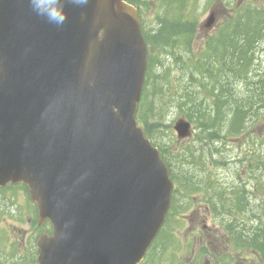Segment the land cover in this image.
<instances>
[{"label": "water", "instance_id": "95a60500", "mask_svg": "<svg viewBox=\"0 0 264 264\" xmlns=\"http://www.w3.org/2000/svg\"><path fill=\"white\" fill-rule=\"evenodd\" d=\"M146 64L125 0L70 7L62 28L0 0V188L24 184L50 221L38 264H139L163 225L172 182L136 121Z\"/></svg>", "mask_w": 264, "mask_h": 264}, {"label": "trees", "instance_id": "16d2710c", "mask_svg": "<svg viewBox=\"0 0 264 264\" xmlns=\"http://www.w3.org/2000/svg\"><path fill=\"white\" fill-rule=\"evenodd\" d=\"M135 4L148 48L137 122L158 147L176 184L175 192H182L185 201L190 200L192 194L201 196L211 217L219 221L222 232L230 236L234 248L255 252L260 264H264V159L256 155L257 152L247 151L239 160L246 177L235 176L242 183L214 185L209 180L208 170L210 165H223L218 157L221 152L212 148L205 154L202 148L247 132L252 109L237 97L234 86L236 82L248 83L256 61L254 54L264 42V8L254 1L240 5L225 3L229 15L219 22L217 30L200 42L197 38L199 0H157L150 25L149 1L139 0ZM255 102L264 107V92L262 97L259 94L255 97ZM172 106L183 112V117L193 125L195 142L201 146L197 151L186 149L173 154L169 145L156 142L154 133H159L165 125V113ZM170 155L182 167L173 168L169 163ZM192 167L199 172L192 171ZM254 193L257 204L251 206ZM186 207L178 206L172 196L168 217H174ZM164 236L165 232L161 231L148 256L159 253L162 248L161 254L166 251L161 240Z\"/></svg>", "mask_w": 264, "mask_h": 264}, {"label": "rangeland", "instance_id": "374dc122", "mask_svg": "<svg viewBox=\"0 0 264 264\" xmlns=\"http://www.w3.org/2000/svg\"><path fill=\"white\" fill-rule=\"evenodd\" d=\"M149 1L150 8L148 13V21L149 25L154 20V5L157 0H142ZM254 1L259 4V6L264 8V0H199V4L197 6V14L199 15V26L200 30L198 32L197 38L200 42L203 41L204 36L213 33L218 28V23L222 21L229 15V8H227L225 3H237L238 5ZM147 4V3H146ZM211 9H216L217 20L215 26L210 30L205 31L201 25L204 23L208 12ZM256 61L252 67V73L249 76V80L247 84L236 82L234 90L236 91V95L239 99L245 100V104H248V108L252 109L253 114L249 117L251 118L249 123L246 125V133L238 136L227 137L222 140L219 144L211 145L210 148L202 146L205 154L207 151H210L212 148L220 150L221 154L218 156L220 160L223 162L222 166L215 167L210 165L208 170V175L210 176L209 180L215 185L216 183H220L224 186H234L237 183V179L235 176L238 174L241 177H246L244 173V167H242L243 163L239 160L242 156L247 155V151L257 152L256 155H259L264 159V107L258 106L255 102V97L259 94L262 97L264 92V81L261 83L260 81L264 80V42L261 43L256 52H255ZM255 91V92H254ZM252 106V107H251ZM186 108V107H185ZM179 110V109H178ZM173 106L167 110L164 117V124L162 128H160L159 133H154V138L156 142L161 144L169 145V149L173 154L179 153L183 150H198L201 146L198 145L195 141V133L194 130L193 135L185 140L177 141L176 133L173 130V125L179 118L183 117V112H179ZM187 119V118H186ZM153 120V119H152ZM188 120V119H187ZM201 148V149H202ZM171 160H169L170 165L172 167H176L178 165L181 166L180 163L175 162L173 156L170 155ZM217 159V158H215ZM240 163H239V162ZM182 167V166H181ZM194 172H199V169L191 168ZM207 177V175H205ZM202 178V176H201ZM15 188L7 187L4 191H0V202L5 203L7 201L13 202H21L26 203L29 201L26 192L19 185L10 186ZM253 187V186H252ZM174 200L177 205H187L189 202L193 205L191 208L189 207L183 213L185 216V223L182 221L184 231L182 234H176V238L183 244L184 248L191 244L193 247L190 248L192 253H194V258L189 259V257L180 256V261L169 260L167 258H158L155 256V264H219L216 263L214 259H211V256L214 255L222 261V264H244V262L238 260L240 258L239 255H236L233 250L223 249L221 248L222 242L219 238H215V235L220 234V224L218 221H213L210 218H206L205 211L203 210L204 205L200 201L198 196L192 195L189 201H185L184 194L180 192L174 193ZM255 206V205H251ZM246 217V216H245ZM181 218V217H180ZM189 218L192 219V222L189 223ZM243 217L241 218V220ZM240 220V221H241ZM246 224L248 221L244 218ZM180 222V220L178 221ZM28 224V223H27ZM27 224L23 223V225L18 224L14 221L8 220L7 222L1 220L0 221V229H7L9 231V235L13 233L19 234L14 236L15 238L24 237L28 234ZM175 228V226H173ZM201 233V234H200ZM218 233V234H217ZM200 236L205 239H210L212 241V250L209 254V258H204L200 256L201 250L200 248ZM13 238V237H11ZM14 238V239H15ZM193 240V242H192ZM174 245V246H173ZM180 245V244H179ZM211 245V246H212ZM24 245L23 243L19 244V251L17 254H22V249ZM167 252L165 253V257L172 256L174 250L178 247V243H175L173 239L168 240L165 245ZM174 247V250H172ZM199 255V258H198ZM225 255V256H223ZM162 256V255H161ZM223 256V257H222ZM2 254L0 252V259ZM232 259V261H225L226 259ZM154 261L148 260V263H153ZM246 264H255L254 262H247Z\"/></svg>", "mask_w": 264, "mask_h": 264}, {"label": "flooded vegetation", "instance_id": "af4514ba", "mask_svg": "<svg viewBox=\"0 0 264 264\" xmlns=\"http://www.w3.org/2000/svg\"><path fill=\"white\" fill-rule=\"evenodd\" d=\"M12 188V187H11ZM6 189V188H4ZM0 191H4L0 189ZM3 220L7 222L8 220L14 221L18 224L23 225V223H28V234L24 237L15 238L14 236H17L19 234H15L12 232L11 235H9V231L7 229H0V252L2 254L1 258H4V260L0 259V264H36L37 263V240L38 236L41 234H51V224L48 220H41L38 214V210L36 208V205L33 204H27V203H21V202H13V201H7L5 203L0 202V221ZM185 218L182 219V221L185 223ZM169 221V220H168ZM192 222V219L189 218V223ZM168 223V222H167ZM164 225L163 229H165ZM184 226L181 227L180 232L183 233ZM168 233H170V229L167 230ZM201 234V233H200ZM13 237V238H11ZM215 238L218 237V235L214 236ZM221 238V248L223 249H232L233 243L230 241V238L226 236V238H223V236H220ZM15 238V239H14ZM193 242V240H192ZM23 243L24 247L22 249V254H17L19 251V244ZM200 250H202L207 259L209 258V254L212 250V241L210 239H203L200 236ZM212 245V246H211ZM183 244L179 246L178 249L183 250ZM238 254V252H237ZM243 258V257H242ZM172 259L175 261H180L177 257V255L173 256ZM211 259H214L215 262L222 264L221 261H219L220 258L212 255ZM238 260L244 262L246 264L248 262V259L246 258H238ZM257 260V259H256Z\"/></svg>", "mask_w": 264, "mask_h": 264}, {"label": "clouds", "instance_id": "9594fccd", "mask_svg": "<svg viewBox=\"0 0 264 264\" xmlns=\"http://www.w3.org/2000/svg\"><path fill=\"white\" fill-rule=\"evenodd\" d=\"M27 3L36 17L56 28H62L68 20L69 8H85L90 0H27Z\"/></svg>", "mask_w": 264, "mask_h": 264}, {"label": "bare ground", "instance_id": "6f19581e", "mask_svg": "<svg viewBox=\"0 0 264 264\" xmlns=\"http://www.w3.org/2000/svg\"><path fill=\"white\" fill-rule=\"evenodd\" d=\"M260 30H261V28H260ZM259 30V31H260ZM262 34V33H261ZM257 46V45H256ZM251 54V53H250ZM231 55H232V53H231ZM244 55H246V54H244ZM255 55V54H254ZM244 57H247V56H244ZM249 57V56H248ZM252 58V57H251ZM254 58V57H253ZM245 59V58H244ZM246 60V59H245ZM246 61H249V60H246ZM251 61V60H250ZM245 62V61H244ZM248 64V63H247ZM226 70V69H225ZM222 72V71H221ZM226 72V71H225ZM217 73V72H216ZM220 73V72H219ZM218 74V73H217ZM216 74V75H217ZM212 75H213V73H212ZM215 75V74H214ZM224 75V74H223ZM208 77V76H207ZM220 77H222V76H220ZM228 78V77H227ZM221 79H223V78H221ZM226 79V78H225ZM230 79V78H229ZM230 81V80H229ZM230 84H231V82H230ZM242 183V182H241ZM243 187V186H242Z\"/></svg>", "mask_w": 264, "mask_h": 264}]
</instances>
